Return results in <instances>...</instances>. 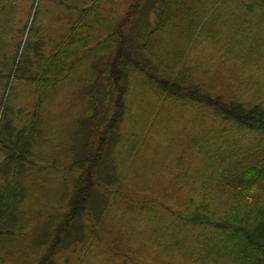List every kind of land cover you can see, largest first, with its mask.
Segmentation results:
<instances>
[{
    "label": "rangeland",
    "instance_id": "rangeland-1",
    "mask_svg": "<svg viewBox=\"0 0 264 264\" xmlns=\"http://www.w3.org/2000/svg\"><path fill=\"white\" fill-rule=\"evenodd\" d=\"M196 1H7L10 9L0 30V51L3 48L12 58L19 47L17 60L24 56V64L1 90L4 99L10 94L15 110L28 112L25 121L33 119L36 131L27 154L30 165L19 175L17 224L2 236L0 264H191L186 233L191 227L192 187L197 185L198 199L207 192L200 189L201 162L191 155L188 141L193 132L216 125L219 118L202 103L161 92L156 81L178 79L181 88H198L222 99L264 100V94L255 95L263 91L257 85H264V59L255 63L246 45L232 50L241 38L225 24L218 25L219 20L209 22L205 11L197 26L211 25L191 29L189 21L194 20L187 14L183 18V12ZM216 1L221 2L222 18L226 8L222 0ZM123 39L126 46H135L132 54L143 61L146 72L131 64L116 67L123 70L119 86L124 113L110 145L100 153L96 172L92 162L83 165V160L92 147V129L106 116L99 126L105 129L118 109L117 99L99 104L97 117L91 119L85 112L93 98L83 92L89 87L118 89L115 74L107 70ZM56 45L72 55L59 64L61 74L45 77L43 65L58 55ZM34 74L47 79L43 89L34 88L37 81H28ZM16 117L12 115V124ZM3 158L0 152V161ZM83 174L84 183L91 174L94 184L89 203L82 206L62 244L56 240V229L79 198ZM168 243L180 249L161 255Z\"/></svg>",
    "mask_w": 264,
    "mask_h": 264
},
{
    "label": "trees",
    "instance_id": "trees-1",
    "mask_svg": "<svg viewBox=\"0 0 264 264\" xmlns=\"http://www.w3.org/2000/svg\"><path fill=\"white\" fill-rule=\"evenodd\" d=\"M7 1L0 0V30L3 20L5 21L7 17V9H10V6H7ZM216 2V0L212 3L206 0H197L196 3H192V7H187L183 12V18L187 14L190 20H194L189 21L188 26L195 29L198 19L205 16L200 13L205 11L208 21L219 20L218 25L224 26L225 24V27L231 29L233 34H237L241 38L232 50H239V44L246 45L254 52L255 63L262 61L264 59V0H222L223 7L226 8V15H223L222 18L220 17L222 15L221 2L218 4ZM203 3H206L207 6H203ZM199 4L201 6L198 8ZM83 10L87 13L84 8ZM132 15L128 21L133 19ZM160 21L162 18H159ZM164 23L169 24L163 19ZM205 24L206 22L197 26L196 30L200 31L201 27L204 30L211 25L205 26ZM121 30L119 29V32ZM153 31L154 29H151L149 33ZM111 39L113 40V38ZM125 42L126 40L123 39L116 56L111 60L110 65L112 66H109L107 70L109 73L115 74L114 83L119 90H112L109 87H92V89L89 87L83 92L89 98H93L90 100L88 111L85 112L87 113L85 115L91 119L97 117L98 113H95V110L101 107L99 104L103 102V105L106 106L117 99L118 109L112 119L109 118L105 129H100L99 126L106 120V116L103 120H99L95 130L92 129V147L88 157L83 160V165L92 162L96 172L100 153L110 145L111 133L113 129L117 128L118 121L124 113L120 108L123 89L119 86V71L123 73L121 68L125 67V64L128 66L131 64L132 68L139 69L141 67V70L146 72L143 61L140 58H135L136 56L132 54L137 51L135 46H126ZM231 43H233V47L234 41ZM229 46L231 47V45ZM2 49L0 51V92L2 95H0V109H2V113L0 111V152L4 154V158L0 161V243H3L2 236L10 234L12 225L17 224L14 220V212H16L19 203L20 192H22L19 175L25 167L30 165L27 154L32 146V136L36 131L33 119L30 123L25 121L24 116L28 112L15 110L14 105L10 104V94L4 99L3 90H1L5 82V87L9 84L12 74L17 77V74L20 73L24 64V56L17 60L19 47L12 58H9V54ZM55 51L58 55L54 54L52 60L46 59V63L43 65L42 74L45 77H49L53 72L61 74L59 71L62 72L63 68H60L59 64L65 62L68 56L72 55V52L59 45H56ZM47 63L50 65L49 67L45 65ZM119 64L121 68L117 69ZM54 68L58 71H54ZM36 74L28 77V81H37L38 85L34 88L41 90L43 89L42 84H46L47 79L42 76L38 77ZM260 77H264V72ZM178 81V79L172 81L171 78L165 77L156 83L161 92L176 95L179 98L183 96L202 103L205 108L215 112L219 118L216 125L207 126L199 133L193 132L188 141L191 155L199 157L201 162L200 183L202 184L200 189L207 192L205 196L202 192L201 196L203 197L198 199V187L197 185L192 187L194 194L189 202L192 209L189 216L191 227L189 228L190 233H186V236L189 237L187 245L189 247L186 249L189 253V260L191 264H264V100L255 99V101L249 102L248 99L236 98V96L229 100L224 97L222 99L220 96L213 97L208 92L203 93L198 88H181L182 84L180 83L182 82ZM257 86L260 87L257 89L263 91L261 93L256 91L255 95L264 94V85L259 86L258 84ZM116 91L118 94L115 96ZM101 98L104 100L101 101ZM96 100L101 102L93 104L92 102ZM14 114L17 115L16 124H12L11 117L12 115L14 117ZM84 125L86 126L84 128L87 129V122ZM101 130L102 132H100ZM233 133L238 134L232 135ZM251 138H253L252 141H250ZM96 139H98V144L95 142ZM95 145H97L96 149ZM91 157L94 161H91ZM91 176L90 174L89 182L84 183L85 176L81 175L78 182V184L80 183L79 198L74 199L73 209L67 214L66 222L64 219L63 225L56 229V240L62 244L73 220L80 217L84 208L82 206L89 203L90 192L94 186ZM64 223L66 224L64 225ZM178 247L173 243H168L166 247L160 249L161 255L163 253L165 255V252L173 253L180 249ZM169 248L170 250L167 251Z\"/></svg>",
    "mask_w": 264,
    "mask_h": 264
}]
</instances>
